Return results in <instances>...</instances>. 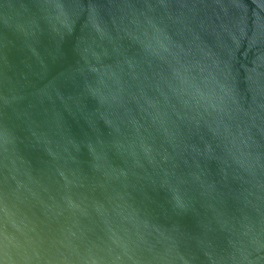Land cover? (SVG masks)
I'll return each mask as SVG.
<instances>
[{
    "label": "water",
    "instance_id": "95a60500",
    "mask_svg": "<svg viewBox=\"0 0 264 264\" xmlns=\"http://www.w3.org/2000/svg\"><path fill=\"white\" fill-rule=\"evenodd\" d=\"M0 264H264V0H0Z\"/></svg>",
    "mask_w": 264,
    "mask_h": 264
}]
</instances>
